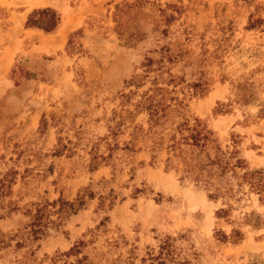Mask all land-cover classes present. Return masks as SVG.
<instances>
[{
  "label": "rangeland",
  "instance_id": "1",
  "mask_svg": "<svg viewBox=\"0 0 264 264\" xmlns=\"http://www.w3.org/2000/svg\"><path fill=\"white\" fill-rule=\"evenodd\" d=\"M122 1L0 0V264H50L79 241L70 262L161 264L151 258L167 251L174 262L165 264H264V191L233 179L213 200L181 165L166 168L151 137L140 150L124 147L125 110L155 80L207 119L224 149L264 168V24L248 28L251 16L264 18V0H127L134 15L119 35ZM36 8L60 15L56 30L24 26ZM146 57L162 62L143 79ZM130 90L138 95L128 99ZM134 117L147 126L146 113ZM84 192L82 209L33 239L38 203ZM99 196L114 204L98 207ZM232 229L243 239L234 242Z\"/></svg>",
  "mask_w": 264,
  "mask_h": 264
},
{
  "label": "trees",
  "instance_id": "2",
  "mask_svg": "<svg viewBox=\"0 0 264 264\" xmlns=\"http://www.w3.org/2000/svg\"><path fill=\"white\" fill-rule=\"evenodd\" d=\"M135 4L127 0L115 4L113 21L119 35L126 28L129 18L133 17ZM59 23V14L36 8L28 14L24 26L51 33L57 29ZM262 24H264V18L260 16L252 18L251 16L248 28H256ZM130 35L131 37L132 35H137V32ZM158 62L162 61L146 57L142 64L145 74L141 75V78L144 79L150 71L157 70V68H153V65ZM138 75L130 80V84L135 89L140 88L144 84L139 80ZM152 85L153 87H149L139 95L136 90H130V95H126L128 99L138 95L139 99L133 104V109L125 110L129 114L130 122L132 123L131 131L129 132L130 139L124 144L125 149L130 151L140 150L142 148L140 142L148 138V136L151 137L153 143L151 150L158 147L165 149L167 153L165 159L166 168L179 169L178 166L181 165L185 178H191L208 190L213 189L207 194L213 200L222 198L227 192L232 190L230 185L233 179L236 180V184L239 187L247 185L252 192L261 193L264 191V168L251 167L246 159L240 156L239 150L234 145L232 149H229V147L224 149L219 136L209 126L207 119L192 115L188 109V103L172 95L174 93L173 90L157 86L155 80H152ZM208 90L209 87H207L206 92ZM252 98V93H248L244 98L242 97L245 104L250 103ZM126 102H129V100H126ZM142 112L147 114L146 127L142 124H133L135 121L134 116ZM114 115L117 114L114 112ZM118 116L120 120L114 126L109 127L110 134L113 137L117 135V130H119L124 120V117L120 114ZM259 116L264 118V109L259 111ZM84 194L85 192L78 194L72 201L58 198L52 203L47 201L44 204L38 203V208H36L30 223V233L33 235V239L45 235L47 227L57 228L66 216L75 214L82 209L85 204L83 200ZM88 197H91L90 193H88ZM99 198L98 207L105 205V208H110L114 204V196L108 200V204L105 203L102 196H99ZM48 205L53 208L57 206V208L50 210L47 207ZM226 213V208H220L216 212L218 217H223ZM53 214H56V219L51 218ZM230 236L234 237V242H238L243 239V232L238 229H232ZM220 237L224 239L227 238V235L221 232ZM83 245L84 243L79 241L68 251L52 256V263L50 264H58L62 258H64L63 264H89L86 257L77 258L76 262L68 261L70 256L79 254ZM167 253L170 255L166 251L162 257L157 255L152 256L151 259L159 258L158 262L161 261L159 262L161 264H165L166 260L174 262L172 258L167 256Z\"/></svg>",
  "mask_w": 264,
  "mask_h": 264
}]
</instances>
